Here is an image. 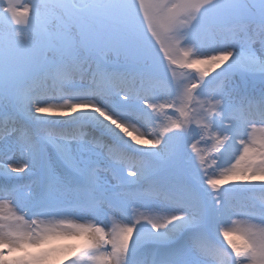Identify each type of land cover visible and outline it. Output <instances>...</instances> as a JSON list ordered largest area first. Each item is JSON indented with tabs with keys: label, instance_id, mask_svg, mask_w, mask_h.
<instances>
[{
	"label": "snow or ice",
	"instance_id": "snow-or-ice-1",
	"mask_svg": "<svg viewBox=\"0 0 264 264\" xmlns=\"http://www.w3.org/2000/svg\"><path fill=\"white\" fill-rule=\"evenodd\" d=\"M0 264H264V0H0Z\"/></svg>",
	"mask_w": 264,
	"mask_h": 264
},
{
	"label": "rangeland",
	"instance_id": "rangeland-1",
	"mask_svg": "<svg viewBox=\"0 0 264 264\" xmlns=\"http://www.w3.org/2000/svg\"><path fill=\"white\" fill-rule=\"evenodd\" d=\"M28 2V0H21V3H27ZM64 242H70V243H72L71 241H64Z\"/></svg>",
	"mask_w": 264,
	"mask_h": 264
},
{
	"label": "bare ground",
	"instance_id": "bare-ground-1",
	"mask_svg": "<svg viewBox=\"0 0 264 264\" xmlns=\"http://www.w3.org/2000/svg\"><path fill=\"white\" fill-rule=\"evenodd\" d=\"M71 242H75V241H71ZM70 243V242H69Z\"/></svg>",
	"mask_w": 264,
	"mask_h": 264
}]
</instances>
